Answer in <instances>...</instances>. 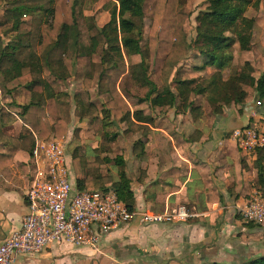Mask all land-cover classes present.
Here are the masks:
<instances>
[{
  "label": "trees",
  "instance_id": "obj_1",
  "mask_svg": "<svg viewBox=\"0 0 264 264\" xmlns=\"http://www.w3.org/2000/svg\"><path fill=\"white\" fill-rule=\"evenodd\" d=\"M187 1L112 0L114 8L110 11V20L103 26L96 25L97 33L91 36V44L83 47L77 12L79 0H0V9H3L0 95L6 97L16 92L24 95L23 102L15 105L19 108L17 111L0 107V145L4 149L0 152L1 173L12 177L10 165L15 154L19 150L32 152L37 138H66L72 106L67 100L47 95L46 89L48 86L56 88L70 78L79 79L86 89L90 88L97 67L94 54L101 39L105 48L97 89L109 99L102 110L93 102L88 104L86 117L90 122L104 114L115 122H124L130 130L145 132L149 128L145 123L152 119L143 110L133 111L128 97L136 98L138 103L150 101L158 107L184 105L194 119L205 114L204 108L195 102L197 96H205L215 105V114L223 112V105L244 103L250 95H255L256 104L264 109V73L254 76L249 61H245L236 75L223 78V70L232 61L233 44L238 43L241 50L252 47L256 21L246 14L252 0H206L205 9L197 17L193 38H189L185 29L188 15L181 10ZM85 18L93 19V16ZM146 18L150 19V25L148 42L143 47ZM233 27L234 37L227 35ZM6 35L11 37L8 39ZM192 48L204 56L197 70L216 66L219 71L201 82L198 78L179 80L175 92L171 88L175 68ZM132 55H139L140 61L127 63L125 58ZM150 72L159 78L161 87L150 78ZM218 100L223 104H216ZM11 103L9 105L13 106ZM50 116H56L54 123ZM17 120L31 130L20 135L8 133L6 128ZM106 142L105 146L109 140ZM96 152L94 158H89L80 146L74 149L71 164L78 176L76 189L97 190L112 186L129 210L135 211L136 199L125 158L119 154L108 159L100 155L102 149ZM132 152L135 156L143 155L144 141L136 140ZM256 154L258 185L264 188V149H258ZM110 161L114 162L117 178L102 171V166ZM239 264H264V254Z\"/></svg>",
  "mask_w": 264,
  "mask_h": 264
},
{
  "label": "crops",
  "instance_id": "obj_2",
  "mask_svg": "<svg viewBox=\"0 0 264 264\" xmlns=\"http://www.w3.org/2000/svg\"><path fill=\"white\" fill-rule=\"evenodd\" d=\"M128 98L133 111L141 107L152 119L145 123L146 135L142 130L132 142L143 140L145 153L133 155L132 145L119 152L132 179L135 210L164 212L185 206L199 216L173 222L135 217L103 235L97 248L55 243L40 254H20L13 264H239L263 255L264 222L249 224L240 212L253 193L264 192L258 185L257 154L241 149L231 135L250 124L264 130V109L256 96L246 99L241 110L233 105L196 119L190 111L166 112L150 101ZM30 130L21 120L6 128L14 135ZM32 152L15 154L12 177L0 171V241L21 227L28 212ZM76 180L74 174L75 187Z\"/></svg>",
  "mask_w": 264,
  "mask_h": 264
},
{
  "label": "built area",
  "instance_id": "obj_3",
  "mask_svg": "<svg viewBox=\"0 0 264 264\" xmlns=\"http://www.w3.org/2000/svg\"><path fill=\"white\" fill-rule=\"evenodd\" d=\"M0 95V107H4ZM232 137L241 149H264V130L237 127ZM33 178L26 192L28 212L20 228L0 241V264L20 254H40L55 243L97 248L103 235L138 217L142 222L187 221L199 214L185 206L174 211H130L112 186L78 191L65 137L38 139L31 155ZM246 221L264 222V192H255L241 209Z\"/></svg>",
  "mask_w": 264,
  "mask_h": 264
},
{
  "label": "rangeland",
  "instance_id": "obj_4",
  "mask_svg": "<svg viewBox=\"0 0 264 264\" xmlns=\"http://www.w3.org/2000/svg\"><path fill=\"white\" fill-rule=\"evenodd\" d=\"M206 0H188L182 7L181 10L187 13V18L185 20V29L188 33L189 38H193L196 35L197 28V17L199 13L205 9ZM114 8L112 0H79L77 5L78 12V23L80 29V43L83 47L89 46L91 44V36L97 33L96 25L103 26L106 22L110 20V11ZM3 9H0V18L2 19ZM246 14L250 17L255 18V26L253 30V44L250 50H241L238 43L233 44L231 49L232 61L223 70V78H227L229 75H236L241 69L245 61H249L252 66V74L259 77L264 73V0H252L249 5ZM85 16H93V19H86ZM150 19H145L144 26V37L142 41L143 47H146L148 42ZM235 27H233L227 35L235 36ZM10 35H6V38H10ZM104 40H100L99 47L94 54V60L97 64L95 71V78L90 88H85L83 82L76 78H70L63 84L57 86L56 88L48 86L46 89V94L51 95L54 98H60L70 102L71 109V122L69 124V130L66 134V140L68 145L69 155L73 153L77 146H80L88 155L89 158H94L97 155L99 149H102L100 155L107 156L108 159H112L119 155V152L123 149H130L132 142L136 139V136L142 133L141 130H130L124 122H115L110 116L105 117L104 114H100L99 118L90 122L86 117L88 111V104L93 102L97 105L99 110L104 108L105 102L109 99L107 94H99L97 89L98 75L102 69L101 55L104 51ZM141 57L139 55H132L130 58H125L127 63L138 62ZM204 61V56L195 48H192L187 55L179 62L178 66L175 68V72L172 77L171 88L173 91L177 92V81L179 80H189L193 78H198V82L204 81L215 74L219 69L216 66H208L204 70L199 71L196 66L202 65ZM150 78L154 80L158 86L161 87L162 83L159 78L156 77L154 73L150 72ZM76 80H79L78 83ZM76 82V83H75ZM194 85V83L192 84ZM252 95L248 96V98ZM130 98V97H129ZM128 98V99H129ZM197 98V97H195ZM197 104H200L205 112L211 114L214 113L213 105L207 98L198 97ZM134 101H137L136 98ZM192 99V96H191ZM13 102L11 103V101ZM24 100V95L20 92L11 94V96H6L3 99L4 109L10 111H17L14 107L19 105ZM130 100V99H129ZM9 103L13 104L10 106ZM216 104H223L221 100H218ZM236 103H231L229 105H223V111L230 106H237L241 110V105ZM144 108L147 105L143 104ZM138 107L137 109H140ZM135 109V110H137ZM162 111H170L172 107H160ZM184 105L180 107H175L176 112L188 111ZM145 112L144 109H140ZM145 114V113H144ZM52 123L56 121V116H50ZM136 133H138L136 135ZM143 134L146 135L145 132ZM106 140L109 143L105 146ZM107 143V142H106ZM127 146V147H126ZM104 148V149H103ZM93 154V155H92ZM70 155V156H71ZM112 166V167H111ZM102 171L104 173H111L113 177L117 175L114 162L110 161L102 166ZM76 178H78L76 176Z\"/></svg>",
  "mask_w": 264,
  "mask_h": 264
}]
</instances>
